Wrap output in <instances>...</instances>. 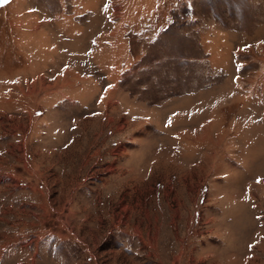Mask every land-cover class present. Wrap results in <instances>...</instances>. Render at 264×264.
<instances>
[{
    "label": "rangeland",
    "instance_id": "obj_1",
    "mask_svg": "<svg viewBox=\"0 0 264 264\" xmlns=\"http://www.w3.org/2000/svg\"><path fill=\"white\" fill-rule=\"evenodd\" d=\"M0 264H264V0L0 7Z\"/></svg>",
    "mask_w": 264,
    "mask_h": 264
},
{
    "label": "water",
    "instance_id": "obj_2",
    "mask_svg": "<svg viewBox=\"0 0 264 264\" xmlns=\"http://www.w3.org/2000/svg\"><path fill=\"white\" fill-rule=\"evenodd\" d=\"M11 0H8L7 3L4 2V0H0V7L5 6L6 4H8Z\"/></svg>",
    "mask_w": 264,
    "mask_h": 264
},
{
    "label": "snow or ice",
    "instance_id": "obj_3",
    "mask_svg": "<svg viewBox=\"0 0 264 264\" xmlns=\"http://www.w3.org/2000/svg\"><path fill=\"white\" fill-rule=\"evenodd\" d=\"M4 2H5V3H7V2H8V0H4ZM258 182H259V181H258Z\"/></svg>",
    "mask_w": 264,
    "mask_h": 264
}]
</instances>
